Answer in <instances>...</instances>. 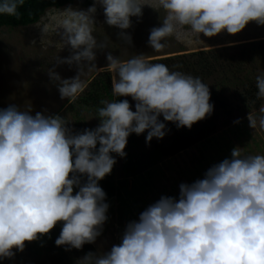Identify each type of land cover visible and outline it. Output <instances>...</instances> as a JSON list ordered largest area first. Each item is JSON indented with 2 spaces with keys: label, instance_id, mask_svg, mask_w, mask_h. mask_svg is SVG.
I'll use <instances>...</instances> for the list:
<instances>
[{
  "label": "clouds",
  "instance_id": "obj_1",
  "mask_svg": "<svg viewBox=\"0 0 264 264\" xmlns=\"http://www.w3.org/2000/svg\"><path fill=\"white\" fill-rule=\"evenodd\" d=\"M25 0H0V14L19 18ZM97 4L104 22L121 31L130 17L142 16L141 0H94L86 10L67 8L56 35L70 55L56 58L48 75L61 99H77L86 88L85 67H95L96 50L107 47L93 35ZM165 17L150 30L147 43L156 52L163 41L187 26L192 33L213 37L226 31L237 34L249 22L264 25V0H156ZM48 29H42L46 38ZM50 44L51 40L48 41ZM107 68L117 74L115 96L129 101L102 100L93 129L73 132L59 115H44L17 105L0 109V259L23 251L25 241L48 234L58 222L62 228L57 246L81 249L95 242L107 220L109 205L99 186L116 163L112 153L124 151L131 133L147 130L146 143L166 134L165 123L187 127L210 115L208 84L199 77L170 71L142 55L121 61L111 52ZM77 66V74L61 78L56 65ZM257 99H264V74L255 78ZM249 127L264 129V106L248 114ZM239 123V120L234 121ZM82 178H84L82 180ZM74 187L78 191L74 192ZM79 264H264V155L242 156L237 148L230 158L210 166L203 178L180 183L178 198L162 195L147 206L138 220L129 221L121 242L103 254L86 253Z\"/></svg>",
  "mask_w": 264,
  "mask_h": 264
},
{
  "label": "rangeland",
  "instance_id": "obj_2",
  "mask_svg": "<svg viewBox=\"0 0 264 264\" xmlns=\"http://www.w3.org/2000/svg\"><path fill=\"white\" fill-rule=\"evenodd\" d=\"M83 1L73 0L61 7H48L40 19L30 25L0 28V109L17 105L21 111L28 110L32 115L36 112L59 115L67 121V126L74 133L98 126L100 120L96 117L95 110L83 104H73L67 98L61 99L56 84L48 75V69L53 68L57 56L64 58L71 54L70 49L63 47L59 36L56 35L59 22L64 18L67 8L86 10L94 2L92 0L91 3L84 5ZM141 3L145 4L142 6V16L139 19L135 16L130 17L132 26L123 30L131 36L130 45L118 37L120 29L110 27L104 22L103 8L97 4L93 35L98 42H105L107 47L96 50L95 67H85L81 76L87 85L85 90L90 82L102 73H110L111 86L112 82L118 79L117 74L106 66L108 63L106 55L109 52L121 61H126L137 55L150 60L217 48L216 53L220 54L218 59L225 61L230 60L228 59L230 56L235 59L237 52L244 50V58L241 66L239 65L241 70L234 71L241 77L242 82L256 84V76L264 74V25H257L253 21L237 34H228L224 31L213 37H206L203 33L200 35L192 33L185 26L178 29L173 36L166 38L163 41L165 47L156 52L147 41L150 30L161 25L165 12L163 9L149 6L155 5L156 0H141ZM43 28L48 29L46 38H42ZM49 40L52 41L51 44ZM250 42L254 44L248 46ZM231 61L237 64L236 61ZM54 70L61 78H70L77 74L75 64L56 65ZM218 71L221 73L215 71L203 81L208 84L209 91L224 75L223 70ZM226 86L225 93H228L233 90L235 83L233 85L227 83ZM82 94L83 92L78 97ZM124 97L135 111V101L131 96ZM262 106L264 99H261L258 108L248 110L246 113L240 109H234L229 115L218 113L214 121V133L172 155L160 150L161 147L169 145V129L165 128L166 134L163 138L153 137L148 143L145 139L147 130L139 135L131 133L136 142L126 144L124 149L126 156L120 157L112 153L116 159L111 174L115 194L105 201L109 205L106 212L107 220L102 226L101 234L91 243L96 253L103 254L110 251L113 245H118L129 221L138 220L139 214L162 195L178 198L180 183H192L203 178L204 172L210 166L230 158L234 148H237L242 156L264 155V129L259 126L252 129L247 119L248 114H258ZM158 119L162 121L163 116H159ZM237 120L239 123H234ZM132 163L135 174L127 175L122 167ZM61 228L62 222H58L54 230L58 236ZM28 245L29 242H25L23 251L29 248ZM13 251L16 252V249ZM52 254L51 251L36 254L26 250V253H15L12 259H8L10 264H37Z\"/></svg>",
  "mask_w": 264,
  "mask_h": 264
},
{
  "label": "trees",
  "instance_id": "obj_3",
  "mask_svg": "<svg viewBox=\"0 0 264 264\" xmlns=\"http://www.w3.org/2000/svg\"><path fill=\"white\" fill-rule=\"evenodd\" d=\"M72 1L73 0H25L24 5L18 9L19 18L0 14V28L3 26L15 27L36 23L46 8L52 6L61 7ZM91 1L92 0H84L83 4L87 5L91 3ZM253 44L254 42H250L248 46ZM216 50L218 49L199 50L188 54H175L146 60L150 63L165 64L170 71H180L194 77H199L202 82L206 76L211 75L213 72L217 71L221 73L218 71L219 69L224 71V75L214 83V88L210 91V103L213 104V111L210 115L195 122L190 129L187 127L177 128L175 123L162 119L166 128L170 131V142L168 147H161L160 150L168 155L175 154L214 133V121L218 113L229 115L234 109H240L246 113L248 110L251 111L253 108H258L261 104V99H257L256 97V92L258 91L256 84L242 82L241 77L234 72L236 69L241 70L240 66L242 58H244V50L237 52V57L235 59L230 56L228 57L230 60L225 61H220V59H218L220 54H217ZM231 60L236 61L237 64L235 65ZM227 83L232 85L235 83V86L233 90L225 93ZM237 83L238 85H236ZM105 99L109 102L125 99L124 96L117 97L113 94L109 72L102 73L96 77L90 82L87 90L83 91L82 96L71 103L78 105L83 104L87 108L94 109L96 113L97 108L103 106L100 102ZM135 142V138L130 134L127 138V144L130 145ZM133 165V163L128 166L124 165L122 169L127 175H133L135 174ZM112 171L113 168L110 174H107L103 179L98 181L99 186L106 193L105 201L115 194L113 181L111 180ZM83 179L84 178H82V180ZM76 191H78V188L74 187L73 194H75ZM55 227L51 229L48 234H38V239L34 241H25L29 242V248L26 250L31 253L42 254L50 251L53 252L51 257L44 259L42 263L38 261L37 264H79L78 260L86 253L93 252L97 254L91 243L84 244L81 249H69L67 245L57 246L55 240L58 238V235L54 232ZM26 250H16L15 253H26ZM0 264H10V259H0Z\"/></svg>",
  "mask_w": 264,
  "mask_h": 264
}]
</instances>
